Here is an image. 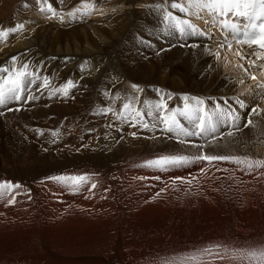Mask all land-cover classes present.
<instances>
[{
	"label": "bare ground",
	"instance_id": "bare-ground-1",
	"mask_svg": "<svg viewBox=\"0 0 264 264\" xmlns=\"http://www.w3.org/2000/svg\"><path fill=\"white\" fill-rule=\"evenodd\" d=\"M92 1L0 0V264H264V89L195 27L253 0Z\"/></svg>",
	"mask_w": 264,
	"mask_h": 264
},
{
	"label": "rangeland",
	"instance_id": "rangeland-1",
	"mask_svg": "<svg viewBox=\"0 0 264 264\" xmlns=\"http://www.w3.org/2000/svg\"><path fill=\"white\" fill-rule=\"evenodd\" d=\"M190 1H192V0H190ZM186 3L187 2L181 3V6L183 7V13L184 14L188 10V6ZM90 5H92L91 6L92 8L90 9L88 7L87 8V15H85V16H87V22L88 23L92 22L95 25V27H97V28H98V25H100V24L101 25L102 24L108 25V19L110 18L109 16H111L113 13L115 14V11H113L112 9H108L105 13H101V11L104 10L103 8H105V7L101 6L100 3L98 4L97 0L96 1L93 0L92 3H90ZM109 11H110V14H109ZM100 13H101V15H99ZM180 15H182V13ZM182 16H184V15H182ZM77 18H80V16H76V15L73 16L70 19V23L73 22L74 20H77ZM106 18H107V20H106ZM12 27H15V26L12 25ZM195 27H197L199 30L205 32V36L207 38L206 44L209 43V45L211 47L208 49L209 51L205 55L215 57V60L218 62L220 69H221L220 78L224 79V77H225V79H227V80L230 79L231 81H234V80L236 81L237 78L242 79L241 81L236 82L238 89H241L240 91H242L239 94H242V95L247 94L249 92H254L255 88L260 87V88L264 89V78H263L264 74L259 75L260 72L262 70H264V61H263L264 57L258 52L256 47H253V46L250 47L249 45L244 44V41L240 42V41L235 40V39H231L232 41L230 39H228L225 41V43H227V44H225L224 40L222 39L223 37L221 36V34L207 33L206 31L203 30L202 26H200L197 23H196ZM88 31L92 32V30L87 27V32ZM13 32H15V30L13 28H11V30L9 31V35L13 34ZM186 43L193 45L191 42H183L182 44H180L181 48H185ZM240 43L243 44L245 47L240 46V50H242L243 54L241 56L237 57V55L234 56L232 54V52L229 50V48H231L230 46H232L234 44L239 46ZM192 47L193 46H190V49ZM185 49H187V48H185ZM160 53L161 52L159 50H155V52H153V55L159 56ZM222 58L228 60V62L225 66H223V64L219 61ZM88 67L89 66L87 65V70L89 69ZM240 82H242V84ZM240 85L242 86L243 90H242ZM249 105H250V103H249ZM253 106H254L253 108H256V105H253ZM87 110H88V108H87ZM258 110H256L257 113H259ZM87 122H88V120H87ZM198 124H199V122H198Z\"/></svg>",
	"mask_w": 264,
	"mask_h": 264
}]
</instances>
